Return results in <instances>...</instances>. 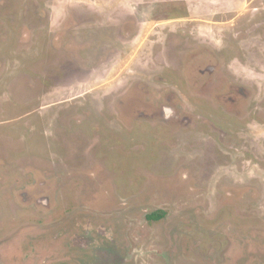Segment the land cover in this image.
Masks as SVG:
<instances>
[{"label":"rangeland","instance_id":"374dc122","mask_svg":"<svg viewBox=\"0 0 264 264\" xmlns=\"http://www.w3.org/2000/svg\"><path fill=\"white\" fill-rule=\"evenodd\" d=\"M0 264H264V0H0Z\"/></svg>","mask_w":264,"mask_h":264},{"label":"trees","instance_id":"16d2710c","mask_svg":"<svg viewBox=\"0 0 264 264\" xmlns=\"http://www.w3.org/2000/svg\"><path fill=\"white\" fill-rule=\"evenodd\" d=\"M161 216H162V213L155 212V213H152V214L148 215V218L149 219H160Z\"/></svg>","mask_w":264,"mask_h":264},{"label":"crops","instance_id":"0c3cea01","mask_svg":"<svg viewBox=\"0 0 264 264\" xmlns=\"http://www.w3.org/2000/svg\"><path fill=\"white\" fill-rule=\"evenodd\" d=\"M151 20H153V19H151Z\"/></svg>","mask_w":264,"mask_h":264}]
</instances>
